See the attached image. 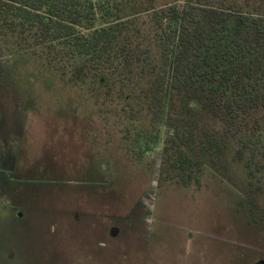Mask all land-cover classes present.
<instances>
[{
	"label": "rangeland",
	"instance_id": "rangeland-1",
	"mask_svg": "<svg viewBox=\"0 0 264 264\" xmlns=\"http://www.w3.org/2000/svg\"><path fill=\"white\" fill-rule=\"evenodd\" d=\"M11 48L0 45V264H264L263 112L231 130L199 110L226 150L185 187L162 172L168 132L153 111L126 115L128 96ZM237 68L264 87L260 54Z\"/></svg>",
	"mask_w": 264,
	"mask_h": 264
},
{
	"label": "trees",
	"instance_id": "trees-1",
	"mask_svg": "<svg viewBox=\"0 0 264 264\" xmlns=\"http://www.w3.org/2000/svg\"><path fill=\"white\" fill-rule=\"evenodd\" d=\"M138 1L0 0V45L44 59L74 84L128 96L126 115L153 111L168 132L162 172L186 187L203 158L216 166L226 150L199 110L231 130L264 113V87L237 68L255 54L264 62V0H153L126 10Z\"/></svg>",
	"mask_w": 264,
	"mask_h": 264
}]
</instances>
